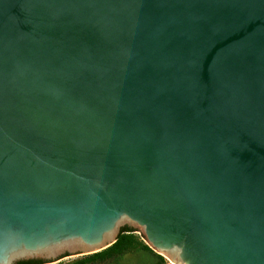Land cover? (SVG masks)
Returning a JSON list of instances; mask_svg holds the SVG:
<instances>
[{
    "label": "water",
    "instance_id": "water-1",
    "mask_svg": "<svg viewBox=\"0 0 264 264\" xmlns=\"http://www.w3.org/2000/svg\"><path fill=\"white\" fill-rule=\"evenodd\" d=\"M125 225L264 264V0H0V264Z\"/></svg>",
    "mask_w": 264,
    "mask_h": 264
},
{
    "label": "rangeland",
    "instance_id": "rangeland-1",
    "mask_svg": "<svg viewBox=\"0 0 264 264\" xmlns=\"http://www.w3.org/2000/svg\"><path fill=\"white\" fill-rule=\"evenodd\" d=\"M132 234L139 238L143 244L131 246L125 253L115 257V259H70L65 264H169L154 252L145 237L135 233Z\"/></svg>",
    "mask_w": 264,
    "mask_h": 264
},
{
    "label": "trees",
    "instance_id": "trees-1",
    "mask_svg": "<svg viewBox=\"0 0 264 264\" xmlns=\"http://www.w3.org/2000/svg\"><path fill=\"white\" fill-rule=\"evenodd\" d=\"M135 229L132 227H129L127 225L123 226L121 228V231L117 237V241L113 243L110 247L107 249L95 252L92 254L88 259L89 260H101V259H115V257L125 253L127 249H129L131 246L137 245V244H143L142 241L135 237L132 233ZM128 232V233H126ZM42 260H21L18 261L16 264H41Z\"/></svg>",
    "mask_w": 264,
    "mask_h": 264
}]
</instances>
